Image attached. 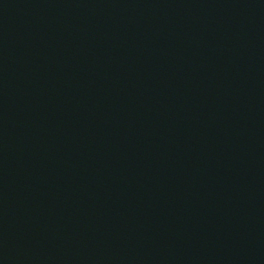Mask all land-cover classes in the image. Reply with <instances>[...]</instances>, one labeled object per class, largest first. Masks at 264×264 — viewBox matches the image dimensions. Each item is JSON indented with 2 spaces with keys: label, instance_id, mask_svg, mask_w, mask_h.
Masks as SVG:
<instances>
[{
  "label": "water",
  "instance_id": "obj_1",
  "mask_svg": "<svg viewBox=\"0 0 264 264\" xmlns=\"http://www.w3.org/2000/svg\"><path fill=\"white\" fill-rule=\"evenodd\" d=\"M0 264H264V0H0Z\"/></svg>",
  "mask_w": 264,
  "mask_h": 264
}]
</instances>
